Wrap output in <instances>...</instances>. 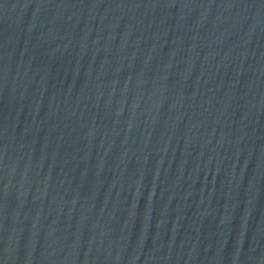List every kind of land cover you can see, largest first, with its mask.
Returning <instances> with one entry per match:
<instances>
[{"label": "water", "instance_id": "95a60500", "mask_svg": "<svg viewBox=\"0 0 264 264\" xmlns=\"http://www.w3.org/2000/svg\"><path fill=\"white\" fill-rule=\"evenodd\" d=\"M0 264H264V0H0Z\"/></svg>", "mask_w": 264, "mask_h": 264}]
</instances>
